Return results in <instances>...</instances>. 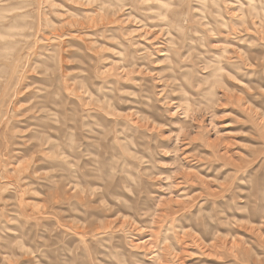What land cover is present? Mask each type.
Wrapping results in <instances>:
<instances>
[{
    "label": "rangeland",
    "instance_id": "rangeland-1",
    "mask_svg": "<svg viewBox=\"0 0 264 264\" xmlns=\"http://www.w3.org/2000/svg\"><path fill=\"white\" fill-rule=\"evenodd\" d=\"M116 1L0 0V264H264V0ZM102 115L130 183L58 214L54 150Z\"/></svg>",
    "mask_w": 264,
    "mask_h": 264
},
{
    "label": "bare ground",
    "instance_id": "bare-ground-1",
    "mask_svg": "<svg viewBox=\"0 0 264 264\" xmlns=\"http://www.w3.org/2000/svg\"><path fill=\"white\" fill-rule=\"evenodd\" d=\"M118 1H119V3L122 2V0H118ZM253 1L254 0H249L250 3H252ZM157 4H159V3H157ZM254 4H256V3H254ZM112 6H114V5H112ZM168 7H169L168 3L161 2L159 4V8H158V10H160V13L158 14V16H160L161 18L165 19ZM242 12H243V10H242ZM83 21H85V20H83ZM223 23H221V24H223ZM11 24H13V23H11ZM167 25L169 27L173 25L174 28H176V29L180 28V25L179 26L175 25L172 20H169V23H167ZM85 30H87V29H85ZM5 35H6V33H5ZM201 37H202V35H201ZM122 39H123V37H122ZM170 40H171V38H170ZM171 41H173V40H171ZM167 43L170 44L169 41ZM17 44H19V43H17ZM4 47L6 48V45ZM4 47L2 46V48H4ZM4 52H6V51H4ZM181 59H182V57H181ZM50 92L51 91H49V93ZM53 92H52V94H53ZM52 94H48V95H52ZM145 97H147L146 93L144 95V98ZM43 99H44L43 97L38 99L35 104L39 103V106H44L45 107L46 101H43ZM76 109L75 108L72 109V115H75ZM47 110H49V109H47ZM103 111L108 113L106 108ZM51 113L52 112H49V114H51ZM123 115H125V114L123 113ZM53 116H55V118H56V120H54L53 122H57V121L59 122L60 113H59L58 110L53 113ZM102 116L103 117L98 119V126H101V127H98L96 129L93 127V123H94L93 120H94L95 116H90V118L88 116H85L84 125H85L86 130L88 131L89 134L87 133V135H86L87 140H85L86 143H83V146H81L82 144L75 145V143L73 142V140L76 137V135L72 131L75 130V128H76L75 127L76 126V124H75L76 122H74L73 117H71L72 125L69 126V130H70L69 134L68 135L66 134L65 135L66 137L64 136V138H63L64 140L62 141L64 146H65V148L63 147L64 150H62V151L61 150H56V149L54 150V152H55L54 153V166H55L56 169H55L54 174L52 175V180H50L51 183L49 184L48 187L49 188L51 187L52 191H50L49 193H51V197L53 199L52 203L57 205L56 210L58 211V214H59L60 211H62L64 213L65 212H69V213L71 212V214L72 213L74 214V217L79 218V219H83V221H86V219H88V218L96 220V218H98L100 216V213H98L99 208H97L96 207L97 205L95 206V203H92V202L99 203L98 202L99 199L103 200V198H105V197L107 198V196L109 198L114 197V196H119L120 194L117 193L116 189H117L118 186H120L119 185V184H121L120 182L130 183L129 180H127V178H125L123 176H119L117 173H115V175H117L119 177V179H117V180H115V176L110 175V174H113V169L114 168H117L116 172L122 173L123 166L121 164H118L117 158L120 157V154L122 153V151L119 149V147L122 146L121 143H122L123 139H121L120 142H115L116 135L115 134L114 135L111 134L110 131H108V132L106 131L108 126L110 125V122L105 117V115H102ZM42 122H41V124H42ZM40 128H42V127L40 125H37L35 130H40ZM32 132H33V130H32ZM100 145L102 147V150L99 148ZM105 168L108 170V173H110V174L106 175L108 178H105L104 175H102V173L104 172ZM46 179H48V178L47 177H43V180H46ZM124 186L127 188L128 185L126 184ZM121 188H122V185H121ZM65 201H67V202H65ZM64 204H67L68 206H70V208H60V206H62ZM11 208H13V207H11ZM63 209H65V210L63 211ZM260 211H261V208H260ZM55 213L56 212L53 211L52 215H54ZM83 223H86V222H82L81 223V226H82L81 230L85 229L87 226H89V225L86 226ZM63 229H65V228H63ZM65 231L67 232V230H65ZM13 239H15V238H13ZM11 243H12V241H11ZM7 246L9 247V245H7ZM3 250L4 249H2V252H3ZM69 250L71 251V249H45L44 254H46L47 255L46 256V255L43 254V249H39L41 254H38V256H40V257H42V255L46 256V262L47 263H45V264H53L51 262V260L54 261V264H60V263L61 264H73V263H75V264H85V262L83 261V259L85 257H84V255L81 256L83 253L77 252V253L71 255V254H69V252H70ZM56 252H61V254H62V259L59 261V263L56 262L55 259H54V254ZM3 253L10 255V254H12L14 252L12 251V249H10V250L6 249ZM155 255H158V254L156 253ZM68 256H72L70 258V260L72 259V261H70V262L66 261V257H68ZM38 264H43V263L39 262Z\"/></svg>",
    "mask_w": 264,
    "mask_h": 264
}]
</instances>
